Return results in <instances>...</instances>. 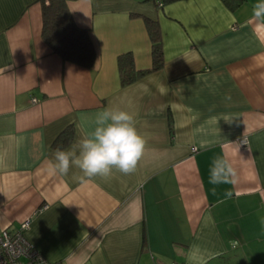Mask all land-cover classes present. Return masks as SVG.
Listing matches in <instances>:
<instances>
[{
	"label": "crops",
	"instance_id": "1",
	"mask_svg": "<svg viewBox=\"0 0 264 264\" xmlns=\"http://www.w3.org/2000/svg\"><path fill=\"white\" fill-rule=\"evenodd\" d=\"M257 2L231 10L222 0H67L97 52L85 68L43 40L40 0H0V226L15 232L31 218L27 238L55 264H264ZM145 17L160 24L164 65L122 85L121 54L152 68ZM108 108L131 112L146 134L136 171L83 182L75 167L49 175L61 133L74 130L67 149ZM222 156L235 185L209 183Z\"/></svg>",
	"mask_w": 264,
	"mask_h": 264
},
{
	"label": "clouds",
	"instance_id": "2",
	"mask_svg": "<svg viewBox=\"0 0 264 264\" xmlns=\"http://www.w3.org/2000/svg\"><path fill=\"white\" fill-rule=\"evenodd\" d=\"M254 18H264V0L253 6ZM264 25H258V30ZM146 134L136 126L134 115L123 109L108 108L95 118L94 129L78 139L67 149H56L47 162L49 175L65 176L70 168L82 173L78 179L110 178L114 171L124 175L133 174L146 152ZM207 148L206 142L201 143ZM238 181L237 171L227 157L215 158L209 168V183L212 185L232 184ZM227 192L226 196L231 197Z\"/></svg>",
	"mask_w": 264,
	"mask_h": 264
},
{
	"label": "trees",
	"instance_id": "3",
	"mask_svg": "<svg viewBox=\"0 0 264 264\" xmlns=\"http://www.w3.org/2000/svg\"><path fill=\"white\" fill-rule=\"evenodd\" d=\"M43 10V40L64 61L85 68L93 67L97 52L88 30L79 27L69 10L67 0H40ZM163 3L177 0H162ZM231 10L237 9L245 0H222ZM161 3V5L163 4ZM145 22L152 42L153 65L150 69L139 70L135 66L131 52L118 58L122 85L133 83L140 77L160 70L164 65L163 34L158 20L145 17ZM171 122V115L169 116ZM74 130L69 127L56 139V149L66 147L73 139Z\"/></svg>",
	"mask_w": 264,
	"mask_h": 264
},
{
	"label": "built area",
	"instance_id": "4",
	"mask_svg": "<svg viewBox=\"0 0 264 264\" xmlns=\"http://www.w3.org/2000/svg\"><path fill=\"white\" fill-rule=\"evenodd\" d=\"M33 101H36V98H33ZM240 143L247 146V138L241 139ZM31 221L29 218L21 222L15 232L0 226V264H55L48 261L27 238L26 232L30 229Z\"/></svg>",
	"mask_w": 264,
	"mask_h": 264
}]
</instances>
